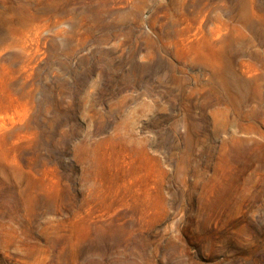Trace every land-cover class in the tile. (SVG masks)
<instances>
[{
    "label": "rangeland",
    "instance_id": "374dc122",
    "mask_svg": "<svg viewBox=\"0 0 264 264\" xmlns=\"http://www.w3.org/2000/svg\"><path fill=\"white\" fill-rule=\"evenodd\" d=\"M0 264H264V0H0Z\"/></svg>",
    "mask_w": 264,
    "mask_h": 264
}]
</instances>
